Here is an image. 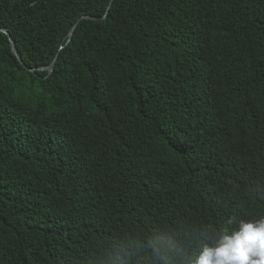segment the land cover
I'll list each match as a JSON object with an SVG mask.
<instances>
[{
	"label": "trees",
	"instance_id": "obj_1",
	"mask_svg": "<svg viewBox=\"0 0 264 264\" xmlns=\"http://www.w3.org/2000/svg\"><path fill=\"white\" fill-rule=\"evenodd\" d=\"M0 29L35 70L0 32V264L264 218V0H0Z\"/></svg>",
	"mask_w": 264,
	"mask_h": 264
},
{
	"label": "clouds",
	"instance_id": "obj_2",
	"mask_svg": "<svg viewBox=\"0 0 264 264\" xmlns=\"http://www.w3.org/2000/svg\"><path fill=\"white\" fill-rule=\"evenodd\" d=\"M201 240L193 251L192 242ZM104 264H264V218L241 220L231 231L179 225L120 241Z\"/></svg>",
	"mask_w": 264,
	"mask_h": 264
},
{
	"label": "water",
	"instance_id": "obj_3",
	"mask_svg": "<svg viewBox=\"0 0 264 264\" xmlns=\"http://www.w3.org/2000/svg\"><path fill=\"white\" fill-rule=\"evenodd\" d=\"M112 5V2L110 3L108 9H107V13L109 12V9ZM106 18V16H104V19ZM83 19L85 20H92V21H95V20H98L99 18H95V17H91V16H85L83 17ZM80 21H78L74 26L73 28L71 29L70 33H69V41L71 40L73 34H74V31L75 29L77 28L78 24H79ZM0 32L7 35L8 38H9V42L11 44V47H12V52L13 54L17 57L18 61L20 62V64L26 68V65L24 64L23 62V59L21 58V56L19 55L18 51H17V48H16V44L14 42V40L12 39V37L10 36V34L8 33L7 30H3V29H0ZM57 58L58 56L55 58V60L48 66V67H45L44 70H48L50 73L53 71L54 69V66H55V63L57 61ZM27 69V68H26ZM29 72H35L34 69H27Z\"/></svg>",
	"mask_w": 264,
	"mask_h": 264
}]
</instances>
